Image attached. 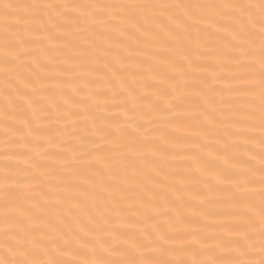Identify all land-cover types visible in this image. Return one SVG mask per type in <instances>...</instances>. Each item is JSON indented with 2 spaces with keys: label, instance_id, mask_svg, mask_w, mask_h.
Listing matches in <instances>:
<instances>
[{
  "label": "snow or ice",
  "instance_id": "6c2138e0",
  "mask_svg": "<svg viewBox=\"0 0 264 264\" xmlns=\"http://www.w3.org/2000/svg\"><path fill=\"white\" fill-rule=\"evenodd\" d=\"M217 66L248 85L229 89L247 123L220 118ZM0 73V264H264V0H0ZM193 173L233 210L186 200Z\"/></svg>",
  "mask_w": 264,
  "mask_h": 264
},
{
  "label": "bare ground",
  "instance_id": "6f19581e",
  "mask_svg": "<svg viewBox=\"0 0 264 264\" xmlns=\"http://www.w3.org/2000/svg\"><path fill=\"white\" fill-rule=\"evenodd\" d=\"M13 2H19V3H33V2H37V0H13ZM39 2H44V0H39ZM52 2H68V3H109V2H115V0H52ZM138 2H143V3H160V2H168V3H172V2H176V0H138ZM180 2H184V3H218L220 2V0H180ZM21 28L23 27V25L20 26ZM203 27V26H201ZM72 32H76V29L73 27L71 29ZM22 35H27L26 33H21ZM34 38V37H33ZM36 48H39V45L35 46ZM105 59H110V57H105ZM135 59L137 60H141L144 59L143 56H138L135 57ZM203 62H208V63H217L216 61L212 60V59H205L201 61ZM79 63H85L84 60H80ZM68 65H61V67H67ZM95 67H101L99 65H96ZM101 70L103 71V69L101 68ZM202 75H205L209 78V83L211 84L212 87H215L217 89V92L214 94L215 99L217 101H219L221 99V94L223 95V98L226 100H230L233 101V103L228 104V105H220L219 103L216 104L217 109H219V111L221 112H225L227 113L226 117H220L221 119H230V120H237L240 121L241 124L247 123V121L245 120L243 113L247 111V105L245 103V101H247L249 99V96L246 95L245 93L241 92V91H229V89H243L248 87V85L242 81L239 80H234L232 79V73H229L226 69L225 70H221L218 66H217V74L221 75L224 77V79L221 80H212L211 79V73L208 70H203L201 73ZM110 76V73H109ZM63 78V77H61ZM87 79L90 80H94L95 79V75H90L87 77ZM3 80V74L0 73V82H2ZM102 83V82H101ZM150 83H152L153 85L159 87V88H165L168 85L165 84H161L159 83L158 80L153 79L150 81ZM89 87H91L92 91H101L100 85L98 84H93L90 85ZM89 87H84L83 88V92H84V96H80L77 95L75 96V99L77 100H81V99H86L87 98V94L89 91ZM66 91H68V89H65ZM56 91L55 88H51V86H47V88L45 89L46 94H49V92L54 93ZM187 106V105H184ZM258 112H257V117H258ZM174 119H179V120H186L187 117H185L184 115H180L179 117H174ZM50 127L53 129L52 135L55 136L56 133L54 131V129L57 127V125L52 124L50 125ZM231 131H237V130H243L241 129H237L236 127H233L230 129ZM257 134H258V129H257ZM173 135L175 136H182L184 135V131L183 129L180 132H176L173 133ZM191 139H195L194 137H189V140ZM249 147H253L254 150H258L257 148L254 147V145L249 144ZM45 149L55 152L56 148L54 146H49L47 144H45ZM4 146L2 143V133H0V152H3ZM13 151L18 150L15 147L12 149ZM194 149H192L191 145L183 140L180 141L179 146L176 147L175 149H169L170 152H176L177 155L175 156H170L167 160V164L171 165V167H166L164 170L166 172H169L171 174L174 175H187L188 174V165L191 164V160L187 159L181 155H179V153L181 151H193ZM15 162V161H13ZM193 175L195 176L194 180L191 181H186L183 185H177L178 188L183 187L184 189H186L187 191L183 192L182 194L184 195L185 199L187 200L190 196H192L195 193H203L204 196H212L213 200L215 201V203L210 206L212 208V210L214 212L217 213H225V212H229L232 211V207L231 205H229L226 202V194L221 192L219 194H213V193H208L206 190V187L200 183V181H203L206 177L199 174V173H193ZM211 176V173H209V177ZM158 179H162V178H158ZM166 183H170L171 181H165ZM213 184H215L214 181H212ZM228 185H221L219 187L223 188V187H227ZM203 196L200 197V199H202ZM221 201H225L224 203H221ZM191 203L197 204L199 205L200 200L196 199L191 201ZM93 214H95V211L93 210ZM127 215V213H125ZM56 213L54 212L52 214V216L50 217V219L52 220L53 223L56 222ZM66 215V213H65ZM132 219H135V217H131ZM67 219L69 221H71L72 217H67ZM81 219L87 223V216H82ZM221 222H234L232 217H228L225 215H220V216H215L211 219H209L208 223L210 225H217ZM63 226V225H61ZM179 227V226H177ZM175 246V245H172ZM90 258V257H89Z\"/></svg>",
  "mask_w": 264,
  "mask_h": 264
}]
</instances>
